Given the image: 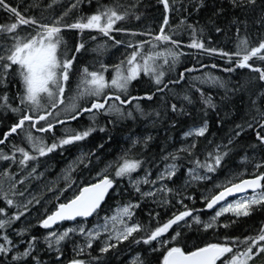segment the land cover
Here are the masks:
<instances>
[{"label": "snow or ice", "instance_id": "obj_1", "mask_svg": "<svg viewBox=\"0 0 264 264\" xmlns=\"http://www.w3.org/2000/svg\"><path fill=\"white\" fill-rule=\"evenodd\" d=\"M57 0H50L46 7H52ZM84 0H70L67 7L50 20L37 19L33 16H26L18 10V6H12L10 0H0V9L9 16L8 23L0 24V88H7L8 83L15 78L19 82V91L15 93L14 99L18 104L10 101L8 91H0V109L17 115V120L13 122L7 131L2 133L0 145L8 140L10 134H17L18 130L24 131V143L27 148L11 144V153H5L0 149V161L17 164L20 169L28 166L29 161H35L38 157H45L56 150L65 149L66 146H73L76 142L84 141L91 133L98 130L105 132L104 126L98 125V117H107V123L115 124L121 120L136 119V114L143 117L148 115L141 107L139 101L146 99L152 101L159 94V98L165 108L164 115L169 112L175 116H190L185 104L192 105L193 98L189 94L182 96V102L173 103L166 98V94L171 95L172 89L169 85H179L186 80L185 74H189L187 83L189 91L199 93L200 103L205 110L216 109L212 96L206 95L197 85L200 83L218 84L225 88V83L219 76L205 71L202 75L191 77L190 74L197 69L194 67L185 68L183 71L177 70V65L181 62V57L185 53L181 50L183 43L181 38L184 32L189 35L187 47L198 50L199 55L215 58L219 56L226 61L223 71L232 73L236 69H247L256 74L253 78L259 82H264V34L258 37L256 43H252L245 34H240V24L244 25L247 32V20H241L238 16H233L231 24L236 27V43L233 51H226L220 47L211 46V37L206 44L203 39L205 26L199 22L190 23L187 16H182L178 23L169 26L170 12H187L184 6L176 7L178 0H158L162 5V23L156 32L152 30L137 31L135 29L121 27L118 22L126 20L129 15L134 19H139L135 12L137 4L125 6L119 0L113 3L98 5L96 10L88 15L75 17L71 22L66 17L74 10L80 8ZM91 3V0H88ZM139 3V0H137ZM204 5V0H192V12H198ZM228 8L238 10L241 13L255 12L258 8V0H227ZM225 7H217L213 16L222 15ZM260 14L255 17L254 23L264 28V0H259ZM190 14V13H189ZM209 23H212L210 20ZM23 26L26 31L21 34L20 28ZM66 30H75L77 34H87L89 39L97 41V36L93 32L100 34L106 40L97 42L94 51L102 52L107 49L108 41L114 45H125L131 51L114 65L101 63L95 70H89L87 66L81 68L74 87L70 95L66 96L68 82L71 79L73 61L76 53L85 48V43L77 40L74 43V51L68 48L65 39ZM216 33H221L219 26L215 27ZM114 33L125 34L129 37L127 41L116 39ZM139 37V38H137ZM147 37V39H144ZM257 61L259 63H257ZM230 65V66H229ZM200 67H206L200 63ZM216 69L219 66L215 63L210 65ZM111 68L110 78L105 73ZM176 71V78L167 80L166 73ZM141 75L147 77L154 88L153 91L144 92L142 96L133 95L131 86L133 81H138ZM232 94L241 91L239 87L233 88ZM180 98L179 94L177 97ZM224 99V98H222ZM250 102L247 105L240 123H234L230 130L226 144H215L211 150H203L204 159L201 160V150L198 149L200 138L208 139L206 133L209 131L207 119H202L199 124H194L182 133L180 147L173 151L164 153L161 156L163 168L158 169L155 178H152L151 171L146 164L150 162L143 157L130 154L131 149H126L115 161L109 162L105 168L96 173V178L88 181H81L82 186H78L70 197L63 198L61 194L65 189L71 190V173L79 166L88 168L91 163V156L95 150L88 153L81 152L73 161H70L63 173L65 181L64 188L58 189L59 193L55 199L57 203L54 209L46 212L38 224L43 229L48 230L43 237L47 251L54 250L56 264H60L63 255L62 242L71 239L72 235L79 234L84 237V243L73 248L76 257L92 247L93 241L98 239L102 233H106L105 239L101 242L99 252L101 254L114 250L117 245L131 238L133 243H142L149 246L152 252H159L158 264H252L254 257L264 256V223H261L254 234L239 236H224L217 242H207L202 245L186 246L183 234L190 230L193 225L197 230L205 231L214 229L218 224V218L225 213H231L234 217L249 216L254 210L264 209V171L252 174V178H240L238 182H233L239 174L225 179L214 185V191L201 193V200L205 209H214V215L208 220H202L200 210L189 208L184 204V199L191 200L192 197L183 196L180 191L169 187V183H174V177L181 169V162L187 160L186 176L182 188H186L190 181H200L210 179L209 173H215L223 168V161L229 154L228 145L234 143V138L239 137L246 130L254 134L255 142L252 148L257 146L264 148V87H261L254 95L249 94ZM81 114H87L89 125L83 128H72L69 122L76 121ZM205 115L207 112L205 111ZM157 120L161 119L159 111L154 113ZM172 125H175L173 120ZM217 125L222 124L221 119H217ZM27 125V131L25 126ZM60 126V135L56 134V127ZM37 133H51V142H48L46 135H35ZM151 137H144L142 140L132 139L134 147L138 143L147 145ZM209 144L212 141H208ZM102 145H98L101 147ZM19 153V159L16 154ZM190 165V166H188ZM256 169L264 168V158L254 165ZM111 169V174L108 170ZM143 169L141 175L138 170ZM200 170H203L201 173ZM36 174L33 167L28 173L31 177ZM133 174H136L135 177ZM13 175L4 169L2 176L10 182V190H15L18 183H23L26 177L20 180H13ZM42 175V173L40 174ZM127 178L128 185L132 190L133 198L123 203H119L112 210L111 215L103 218V223L94 224L92 228H87V218L94 214L98 217V210L106 194L114 188L117 181ZM4 180L0 179V199L9 207L17 210L8 215L5 219H0V230L11 227L13 221H17L25 212L29 211L32 200L17 204L9 198L8 191L3 190ZM147 186V187H145ZM252 190L250 196L244 195L239 198L227 200V197L237 193H246ZM48 191H52L51 188ZM175 193L176 203L182 206L183 210L172 212L163 222L159 220V213L154 209L148 210V222L142 224L134 219L135 212L142 203L151 200L158 206L170 205V194ZM13 195H23L18 191H13ZM35 199V198H33ZM39 201H37L38 203ZM223 202V204H220ZM22 209V210H21ZM5 207H0V215H5ZM77 218H81L78 221ZM187 218V219H186ZM73 222L72 227L64 228L63 231H52V226L58 222ZM155 221L156 226L152 223ZM231 222V221H230ZM227 227V225H223ZM171 230V231H170ZM27 230L20 229L17 235H23ZM135 234V235H134ZM167 234V236H165ZM0 264H43L37 252V245L40 240L37 236H30L25 241H16L7 232L0 231ZM26 243L23 251H19L18 244ZM139 255V254H138ZM97 260L99 257H91ZM10 257V261L8 260ZM67 264H89V261L80 258H72ZM133 264H144L138 256Z\"/></svg>", "mask_w": 264, "mask_h": 264}, {"label": "trees", "instance_id": "obj_2", "mask_svg": "<svg viewBox=\"0 0 264 264\" xmlns=\"http://www.w3.org/2000/svg\"><path fill=\"white\" fill-rule=\"evenodd\" d=\"M12 6H18V10L21 11L23 15L33 16L37 19L50 20L55 15H58L63 11L70 0H57L56 4L52 7H46L50 0H10ZM113 3V0H91V3L88 0H84L81 3L78 10L74 9L67 17L66 20L71 22L75 17L80 15H88L94 12L98 5L110 4ZM119 3L128 6L130 4H137L135 9H129L130 12H135L139 19H134L131 15L122 21L118 22V25L121 27L135 29L137 31H148L152 30L153 32L158 31L160 23H162L163 8L162 5L158 3V0H119ZM192 0H178L176 5L177 8L184 6L188 9L187 12H170L169 14V26L175 25L178 23L179 19L182 16H187V20L190 23L199 22L200 25L205 26V34L203 39L205 43L208 44V37H211L210 44L214 47L223 48L226 51H233L235 49V43L237 38L236 27L233 26L230 22L233 16H238L241 20H247V32L245 33V28L243 24H240V34L247 35L252 43H256L258 37L264 34V28H261L254 23L256 16L260 14L259 10V0L258 8L255 12L241 13L238 10H232L227 6V0H204V5L198 12H192L191 8ZM225 7V11L222 15L213 16V12L217 7ZM190 13V14H189ZM212 23H209V21ZM9 16L2 9H0V24L8 23ZM219 26L222 29L221 33L215 32V27ZM26 29L21 26L20 32L23 34ZM92 35L97 36V41L89 39L87 34H77L75 30H66L65 39L68 43V48L71 51H74V43L77 40H81L85 43V48L82 49L79 53H76V58L73 61V68L71 79L68 82V88L66 89L65 95H70L72 87H74L78 74L82 67L87 66L89 70H95L99 67L101 63L107 65H114L118 63L127 52L131 51L127 49L125 45H114L111 41H108V47L102 52L94 51L96 44L100 40H106L100 34L93 32ZM116 39H122L127 41L129 37L125 34L114 33ZM3 37H0L2 39ZM139 38V37H137ZM181 38L183 43L181 44V50L185 53L181 57V62L176 66L177 70L183 71L185 68L194 67L197 70L193 71L190 76L197 77L202 75L205 71L211 72L213 75L219 76L221 80L225 83V88H221L218 84L212 83H200L197 81V85L205 92L206 95H211L213 102L216 104V109L211 108L203 109V105L200 103L199 93L189 91V85L187 80L189 74L186 73V80L181 81L179 85H169L172 89L171 95L166 94V98L173 103H177L178 106L182 102V96L184 94H189L192 96L194 103L188 105L185 104L186 110L191 113L190 116H175L172 113L164 115L165 108L157 94L152 101L143 99L139 101L141 107L144 109L145 113H148L146 116H139L136 114V119H127L118 121L115 124L107 123V117L101 115L98 117V125L104 126L106 131L100 132L97 128L96 131L90 134L88 138L84 141L76 142L73 146H66L65 149L56 150L53 153L47 154L45 157H38L35 161H29L28 166L24 169H20L17 164H11L10 162L0 161V179L4 180L3 190L8 191L9 198L19 203H23L24 196L28 191L36 185V178L42 176L43 178L46 175H52V173L64 167L66 162L70 161L75 156L81 154V152L88 153L92 150L94 154L91 156V163L88 168H84L82 165L79 166L73 173L71 190L65 189L61 194L63 198L70 197L74 191H76L78 186H82L81 181H88L92 179L95 180L96 173L100 170V167L108 164L109 162L115 161L126 149H131L130 154L137 157H143L149 164H146L145 167L151 165L157 166V164L163 162L161 156L169 151H173L176 146L181 143L182 133L187 130L189 127L194 124H199L202 119H207L209 123V131L206 133L208 137L207 140L200 138L198 142V149L201 150L200 159H204L203 150H211L215 144H226L227 137L230 135V130L234 127V123H240L241 117L244 115L247 105L250 102L249 94L254 95L261 87H264V82H259L253 77L256 75L251 73L247 69H236L232 73L224 72L222 69L226 64V61L219 56L215 58L208 57L207 55L201 56L198 53V50L189 49L186 45L189 42V35L187 32H184ZM147 39V37H144ZM200 63H203L206 67L201 68ZM217 64L219 67L213 69L210 67L211 64ZM257 63H259L257 61ZM230 66V65H229ZM111 68L105 73L106 77L110 78ZM167 80L176 78V71L171 73H166ZM239 87L241 91L232 94V89ZM0 91H8L10 101L13 104H18V101L14 99L15 93L19 91V82L13 78L9 83L7 88H0ZM153 91L149 79L143 75L138 81H133L131 86V92L135 95L142 96L144 92ZM179 94L180 98L177 97ZM224 98V99H222ZM264 103V100L260 101ZM156 111L161 112V119L157 120L154 116ZM205 111L207 115H205ZM222 120L221 125H217V119ZM17 120V115L11 112H5L0 109V138H2V133L7 131L10 125ZM175 121V125H172V121ZM90 123L87 114H81L76 121L69 122V126L72 128H83L88 126ZM148 126L144 128V126ZM27 125L25 126V131H27ZM35 135H46L48 142H51V133H37L35 129H32ZM56 134L60 135L61 128L57 126ZM151 137V140L147 142V145L143 143H138L134 147L132 146V139L142 140L144 137ZM24 131L18 130L17 134H10L8 140L5 144L0 145L5 153H11V144H16L18 146H23L27 148L26 143H24ZM208 141H212L211 144ZM255 142L254 134L251 131L246 130L241 133L239 137L234 138V143L228 145L230 151L228 156L225 158L223 163V168L218 169L215 173H209L210 180L205 182H197L191 187H187L186 196H191L192 199H184V204L189 208L199 209V214L201 215L202 220H207L211 215L212 211L204 208V202L201 200V193L205 191L208 187H213L219 180L224 178L227 174L238 173L243 170L244 167L252 168L254 164L261 161L264 158V148L257 146L252 148L251 145ZM98 145H102L98 147ZM19 159V153L16 154ZM187 165V160L181 162V169L174 177V183L178 184L180 181L185 178V171ZM190 166V165H188ZM36 168V174L29 177L28 173L31 169ZM13 175V180H20V178L26 177L23 183H18L15 190H10V182L7 178L2 176L4 169ZM203 172V170H200ZM258 171H264V168L257 169ZM112 170L108 171V174H111ZM42 173V175H40ZM64 184L62 182L56 183L52 186V190L57 192L58 189H63ZM179 185V184H178ZM177 186V185H175ZM209 189V188H208ZM216 190V189H215ZM214 190V191H215ZM13 191H18L23 193V195H13ZM213 191V194H214ZM185 193V192H184ZM183 196L185 194H182ZM56 197V196H55ZM132 190L128 185L127 178L119 180L114 184L113 190L109 193L105 201L102 203L100 209L98 210V217L94 214L92 218L87 220V224L93 223L98 220L101 215H108L114 207L119 203L127 202L129 199H132ZM170 205L168 206H158V204L152 203L151 200H148L146 203H142L141 207L138 208L135 212L134 219L139 220L142 224H147L148 222V210L154 209L159 213V220L163 222L172 212L183 210L180 204L176 203L177 197L172 193L169 196ZM41 199V198H40ZM34 199L32 203L28 206L29 210L34 208L37 201L40 200ZM57 203V200L54 198L52 204L48 208V212L54 209V205ZM0 207H5L6 214L0 215V219L7 218L8 215H11L12 212L16 211L15 207L9 208L3 201L0 199ZM22 210V209H21ZM27 217V212L20 217L19 220L13 221L10 228L3 229L0 231L7 232L14 242L23 241L29 238L30 236H37L40 240L37 245V254L40 260L44 259L45 245L42 241V232L46 229H43L39 226L38 222L34 224L35 226L26 228V232L23 235H16L14 229L19 226L22 220ZM187 219V218H186ZM80 221L81 219H77ZM219 224L214 229H209L207 231L200 229L197 230V227L193 225L190 230H187L183 234V239L189 248L192 245H202L207 242H217L221 240L224 236H239L243 237L245 235L254 234L255 230L258 229L261 223H264V209L254 210L249 214V216H240L234 217L231 213H225L218 218ZM231 221V222H230ZM25 223V222H24ZM27 223V222H26ZM73 222H64L61 225L72 224ZM28 224V223H27ZM223 225H227L224 227ZM152 226L155 227V221H153ZM56 227V226H55ZM171 231V230H170ZM135 235V234H134ZM167 236V234H165ZM102 237L93 241L92 247L87 249L83 255L76 257V252L73 251V248L82 245L77 238L67 239L62 242V252L63 255L60 258V261H68L72 258H80L86 261H89V264H133L134 259L139 258L140 261H143L144 264H158L159 252H152L149 250L148 245H144L142 241L140 243H133L131 238L129 240L123 241L117 245V248L114 250H109L108 253L101 254L99 252V247L101 246ZM21 248L19 251H23L24 245L26 243L20 244ZM91 257H99L97 260L90 259ZM139 254V255H138ZM3 259V257H0ZM10 257L8 260L10 261ZM258 264L264 263V256L254 257ZM253 262V261H252Z\"/></svg>", "mask_w": 264, "mask_h": 264}, {"label": "rangeland", "instance_id": "obj_3", "mask_svg": "<svg viewBox=\"0 0 264 264\" xmlns=\"http://www.w3.org/2000/svg\"><path fill=\"white\" fill-rule=\"evenodd\" d=\"M180 144L181 143H179L177 146H176V148H178V147H180ZM70 161H72V160H70ZM69 161V162H70ZM69 162L63 167V169L61 170V172L58 174V175H56L53 179L51 178V179H46V177H42V176H39L38 178H36V180H35V182H37L36 183V185L34 186V187H32L29 191H28V193L24 196V200L22 201L23 203L24 202H26L27 200H34L33 198H36V199H40L39 200V202L37 203L36 202V204H35V206H34V208H31L28 212H27V217L24 219V220H22L21 221V223L19 224V226L18 227H16L15 229H14V231H15V233H17V232H19L20 231V229H26L28 226H27V223H29V221H31V223H33V224H36L40 219H42L43 218V216H44V214L46 213V212H48V208H49V206L52 204V200L55 198V196L57 195V193L56 192H54L53 190L52 191H48V189L49 188H51L52 189V186L54 185V184H56V183H59V182H62V183H65V181H64V178H63V173H64V170L66 169V167L68 166V164H69ZM255 165V164H254ZM105 167L104 166H102V167H100V170L98 171V172H100L102 169H104ZM149 169H150V171H151V174H152V178H155V173H156V171L158 170V169H162L163 168V163H160V164H158L157 166H155L154 164L153 165H151V166H149L148 167ZM187 170V169H186ZM109 171V170H108ZM139 172H140V174L142 175L143 174V169H141V170H138ZM257 172V169L254 167V166H252V168H246V167H244L243 168V170H241V171H239L238 173H233V174H230V175H226V176H228V177H231L232 175H234V174H239L238 176H237V179L236 180H234L233 182H235V181H238L240 178H247V177H249V176H252V174H254V173H256ZM202 173V172H201ZM72 174V173H71ZM135 175L136 174H133V176L135 177ZM225 176V177H226ZM95 178H96V175L94 176ZM210 177V176H209ZM225 177L224 178H222L221 180H219L217 183H219V182H221V181H223L224 179H225ZM189 178L186 176V172H185V178L183 179V181L181 180L180 181V183L178 182V184H176V183H172V182H170L169 183V187H171V188H173V189H175L176 191H180L181 192V194H185L184 196H186V189H187V187H191V186H193V185H195L197 182H202V181H205V182H207V181H209L210 179H208V180H200V181H190L189 182V184H188V186L186 187V188H182L181 187V185H183V183H184V181L185 180H188ZM175 185H177V186H175ZM145 187H147V186H145ZM209 188V189H208ZM208 188H206L205 189V191L204 192H208L209 190H212V191H214L215 189H214V186L213 187H208ZM185 192V193H184ZM175 194V193H174ZM252 193H250V194H241V195H239V196H236L235 198H239L240 196H244V195H248V196H250ZM232 199H234L233 197H231V198H229V199H227V200H232ZM221 204H223V203H221ZM122 206V205H121ZM113 209H115V207L113 208ZM215 209V208H214ZM112 214V211L108 214V215H111ZM214 215V210L212 211V213H211V215L208 217V219L211 217V216H213ZM106 215H101L100 216V218L98 219V220H96V221H94L93 223H90V224H87L86 223V227L87 228H92L93 227V225L94 224H97V223H100V224H102L103 223V218L105 217ZM207 219V220H208ZM81 222H82V220H80ZM25 222V223H24ZM27 222V223H26ZM73 226V223L72 224H65V225H61V224H59V225H57L56 227H52V231H56V232H59V231H63V229L64 228H67V227H72ZM48 230H45V231H43L42 232V241H43V237H44V235H46V232H47ZM17 235V234H16ZM105 236H106V233H102L101 234V237H102V240H104L105 239ZM72 238H77L80 242H82V243H84V237L83 236H81V235H79L78 233L77 234H75V235H72L71 236V239ZM23 241H25V240H23ZM3 241L2 240H0V243H2ZM44 243V242H43ZM45 245V244H44ZM27 246V245H26ZM25 245H24V247H26ZM45 247H46V245H45ZM17 248H18V250L21 248V245L20 244H18L17 245ZM45 257H43L44 259H42L41 261L43 262V264H56V253H55V251L54 250H52V251H47L46 249H45ZM258 261L256 260V259H254L253 260V262H252V264H258L257 263ZM67 262L66 261H60V264H66ZM261 264H264V263H261Z\"/></svg>", "mask_w": 264, "mask_h": 264}, {"label": "bare ground", "instance_id": "obj_4", "mask_svg": "<svg viewBox=\"0 0 264 264\" xmlns=\"http://www.w3.org/2000/svg\"><path fill=\"white\" fill-rule=\"evenodd\" d=\"M146 127H148V126H144V128H146ZM80 155V154H79ZM79 155H77V156H75L74 158H72L71 160L73 161L76 157H78ZM69 162V161H68ZM68 162H66V164L68 163ZM161 163H164V162H161ZM65 164V165H66ZM160 164V163H159ZM64 165V166H65ZM158 165V164H157ZM63 169V167L62 168H59V169H57V170H55L53 173H52V175H46V179L48 178V179H53L56 175H58L60 172H61V170ZM110 170V169H109ZM187 171V170H186ZM185 171V172H186ZM73 173H74V171L72 172V174H71V177L73 176ZM209 175V174H208ZM245 194H249V193H245ZM236 196H234L233 198H235ZM27 226L29 227V228H31V227H33V226H35L33 223H31V221H29V223L27 224ZM67 264V263H66Z\"/></svg>", "mask_w": 264, "mask_h": 264}, {"label": "water", "instance_id": "obj_5", "mask_svg": "<svg viewBox=\"0 0 264 264\" xmlns=\"http://www.w3.org/2000/svg\"><path fill=\"white\" fill-rule=\"evenodd\" d=\"M249 178H252V177H247V178H243V179H249ZM238 181H239V180H238ZM238 181H236V182H238ZM111 190H112V189L109 190V193H110ZM109 193H108V194H109ZM246 193H252V190H251V189L246 190ZM108 194H106V198H107ZM241 194H245V193H237V194H233L232 196L227 197L226 199H229V198L234 197V196H239V195H241ZM106 198H105V199H106ZM103 202H104V201H103ZM103 202H102V203H103ZM221 203H223V202H220V204H221ZM101 205H102V204H101ZM215 207H216V206H214V208H215ZM208 210H213V209H208ZM89 218H90V217H89ZM87 219H88V218H87ZM62 222H66V221H62ZM62 222H58V224H60V223H62ZM53 226H55V225H53ZM53 226H52V227H53Z\"/></svg>", "mask_w": 264, "mask_h": 264}]
</instances>
